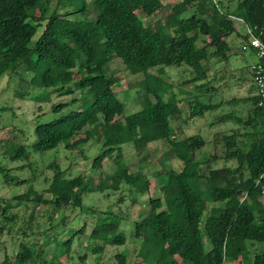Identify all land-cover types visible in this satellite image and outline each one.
Returning <instances> with one entry per match:
<instances>
[{
    "label": "trees",
    "instance_id": "16d2710c",
    "mask_svg": "<svg viewBox=\"0 0 264 264\" xmlns=\"http://www.w3.org/2000/svg\"><path fill=\"white\" fill-rule=\"evenodd\" d=\"M180 5L181 10L162 22L165 6L160 0H0V78L18 75L26 81L29 72L28 82L43 89L35 99H47L50 92L70 97L51 105L50 119L35 123L30 151L15 145L12 157H25L20 167L31 171L30 153L80 148L93 140L100 150L91 167H99L106 158L116 164L93 183L83 171L67 175L69 167L61 169L53 155L46 165L51 170L44 188L47 195L29 184L22 193L0 197V234L18 238L12 264H28L34 255L39 264L46 262L36 246L39 235L54 243L50 254L68 253L73 236L84 232V218L92 219L87 237L95 244L93 253L104 245H123L125 236L117 227L123 217L84 205L82 197L120 191V184L146 193L148 177L129 172L121 150L132 143L134 151L142 153L158 141L168 147L159 164L170 180L163 196L148 197L147 209L131 223V236L141 238L138 255L144 264H224L238 256L242 264H264V251L250 254L245 245L264 242V203L259 199L264 187V112L256 107L249 65L243 72L247 77L241 78L249 82L247 95L213 101L222 90L221 83H213V74L219 72L216 65L225 63L237 46L254 56L250 36L264 42V0H236L233 8L221 0H180ZM113 59L129 74L142 75L127 87L133 101L141 92L138 108L129 113L117 96L121 71L110 66ZM169 66L186 72L182 81L170 83L171 91L160 77ZM185 84L190 90L179 86ZM77 103L83 108H74ZM238 103H249L245 113H218L209 121L210 127L224 122L234 127L212 132V151L200 160L193 155L207 141L199 132L181 133L170 124L171 119H181L184 105L183 119L194 121L222 105ZM218 141L219 154L214 152ZM11 145L8 142L2 150ZM173 159L180 162L176 169L171 167ZM217 159L232 165L211 167ZM20 205L35 209L39 217L35 221L33 215H25L13 229L17 215L8 213ZM71 222L78 228L70 227ZM113 260L128 264L121 251ZM8 262L4 255L1 264Z\"/></svg>",
    "mask_w": 264,
    "mask_h": 264
},
{
    "label": "rangeland",
    "instance_id": "374dc122",
    "mask_svg": "<svg viewBox=\"0 0 264 264\" xmlns=\"http://www.w3.org/2000/svg\"><path fill=\"white\" fill-rule=\"evenodd\" d=\"M164 4V13L161 16V21L165 22L166 19L172 18L174 10L177 12L181 10L180 0H160ZM224 4L228 3L230 8H233L236 0H221ZM53 3L50 4V8ZM183 9V8H182ZM61 12V10H60ZM234 23H241L240 19H234ZM240 21V22H239ZM254 56L249 51H241L239 46L231 49L229 56L225 63H218L216 68L219 72L213 76L216 78L214 84L221 83L222 90L219 92V96L213 99L217 101L219 97L228 98L230 96H242L247 95L248 80L243 72L246 67L254 61ZM110 66L113 68L120 69V64L117 59L111 61ZM184 67H164V71L160 75L164 81V85L168 86L170 83L180 82L186 77V72L183 71ZM121 76L116 88L118 98L126 102L127 106L124 107V112L129 113L138 108L137 101L140 99V93L134 99L131 100L132 90L127 89L128 85H132L142 78L141 74L131 75L127 71L120 69ZM155 73V71H150ZM221 75L219 76V74ZM26 81H20L18 75L8 77L7 75L0 78V197L9 198L11 195L22 193L26 187L31 186L39 193L44 192L49 179L51 177V170L47 168V163L52 160L54 155L56 164L61 168H67L66 174L69 176L76 175L83 171L91 176L93 183H96L100 179H103L105 174H110L116 167V164L112 162V159H103L99 167H91V160L100 150V143H96L93 140H89L86 144L80 148L73 147H62L56 152L47 151L45 154L40 155L38 153H30L28 160L32 161L31 171L23 169L20 165L25 162V157H12L14 153L15 145H22L26 151H30V143L33 140V127L36 122L46 121L53 116L51 111V105L68 100L69 96L57 97L53 93H49L47 99L39 100L35 99L42 92V88H37L28 82L30 73H26ZM221 77V78H220ZM242 77L243 80L241 79ZM226 83V86H223ZM134 85V84H133ZM183 90H190L189 84L179 85ZM166 89V94L168 93ZM171 91V90H170ZM79 92H75L73 96L77 97ZM182 93L178 96L181 97ZM184 95V94H183ZM166 96V95H165ZM35 97V98H34ZM4 107H7L4 108ZM74 108L82 109L83 106L73 105ZM185 105L180 120H170V124L173 129H178L181 133H192L199 132L201 136L207 141L201 151L197 152L193 156L200 160L206 157L211 151V138L212 132H227L233 126L230 122L220 123L218 125L209 126V121L218 113L229 112L232 110L240 111L242 114L249 108V103H238L236 106L222 105L216 111L208 112L202 118H196L194 121H186L183 118L186 114ZM234 108V109H233ZM235 125V124H234ZM178 127V128H177ZM180 133V134H181ZM8 142H12L7 150H2L7 147ZM100 142V141H99ZM221 143L218 141L214 147V152L219 154L221 150ZM81 151V153H80ZM121 161L128 167L129 172L140 171L148 177V190L144 194H139L133 188L129 190L124 184H120V191L109 192L104 191L103 193L94 191L82 197L84 205H90L100 210H109L112 212H118L122 219L118 222V230L121 231L125 236V242L123 245L113 246L104 245L102 251L92 252L91 249L95 245L90 243L87 234L91 228L92 219L84 218L86 223L84 232L81 235L73 236L68 253L60 252L57 256L50 254L54 243L50 239L41 238V235H34L35 238L38 236L40 240H37V249H41V255L44 252V264H114L113 254L116 252H124L128 264H144L143 258L138 255V249L140 247V237L131 236V223L138 216L145 212L147 209V198L148 197H159L161 198L167 189V183L170 177L166 175L163 169H160L159 160L164 151H168V147L162 141L156 142V144L150 143L142 153H136L132 147V143H127L122 146ZM113 156V154H112ZM160 158V159H159ZM167 161V160H166ZM225 165H232L231 162H222L217 159L211 163V167ZM180 165L179 161L172 160L171 167L176 169ZM27 178V181L21 184H15V179ZM6 179H11L5 181ZM108 193V195H106ZM121 196V201L117 202L118 196ZM260 201L264 203V187L261 193ZM211 204V203H210ZM210 204L206 205V209ZM213 204H218L213 203ZM205 209V211H206ZM17 215V219L13 225V229H16L18 225H21V217L25 215H33L35 221L38 217L35 209L28 208L24 205L17 206L10 209L8 215ZM79 217H85L80 214ZM81 221V219H80ZM13 223H10L12 225ZM70 227L78 228L74 222H71ZM19 234H17L18 236ZM14 234H8L3 231L0 234V264L4 259V255L8 258L7 264H12V255L15 251V246L18 238H14ZM248 253L252 254L255 251H264V242H245ZM72 257L69 259L68 257ZM148 261L147 259L145 260ZM40 259L36 258V255L32 256V261L28 264H39ZM148 263V262H147ZM224 264H242L240 257H236L233 261H225Z\"/></svg>",
    "mask_w": 264,
    "mask_h": 264
},
{
    "label": "built area",
    "instance_id": "2783aa9c",
    "mask_svg": "<svg viewBox=\"0 0 264 264\" xmlns=\"http://www.w3.org/2000/svg\"><path fill=\"white\" fill-rule=\"evenodd\" d=\"M248 45L254 51V61L249 64L251 83L256 97V107L264 112V42L256 36H250ZM244 46L241 47L243 49Z\"/></svg>",
    "mask_w": 264,
    "mask_h": 264
},
{
    "label": "crops",
    "instance_id": "0c3cea01",
    "mask_svg": "<svg viewBox=\"0 0 264 264\" xmlns=\"http://www.w3.org/2000/svg\"><path fill=\"white\" fill-rule=\"evenodd\" d=\"M248 86H249V83H248Z\"/></svg>",
    "mask_w": 264,
    "mask_h": 264
}]
</instances>
